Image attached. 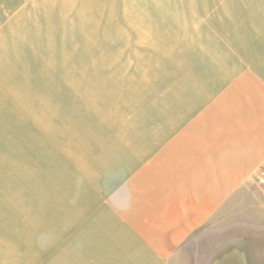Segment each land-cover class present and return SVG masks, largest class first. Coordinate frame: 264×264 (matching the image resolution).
Wrapping results in <instances>:
<instances>
[{
	"label": "rangeland",
	"instance_id": "374dc122",
	"mask_svg": "<svg viewBox=\"0 0 264 264\" xmlns=\"http://www.w3.org/2000/svg\"><path fill=\"white\" fill-rule=\"evenodd\" d=\"M259 73L264 0H0V264H145L197 117ZM261 179L171 264H264Z\"/></svg>",
	"mask_w": 264,
	"mask_h": 264
},
{
	"label": "crops",
	"instance_id": "0c3cea01",
	"mask_svg": "<svg viewBox=\"0 0 264 264\" xmlns=\"http://www.w3.org/2000/svg\"><path fill=\"white\" fill-rule=\"evenodd\" d=\"M261 75H251L259 80L257 89L247 92L243 89L242 98L214 100L212 107L206 104L201 111L203 117H197L200 124L209 123L211 129L203 125L201 130L188 136L192 142L189 154L195 155L189 157L196 172L193 207L158 228L150 240L155 245L148 250L149 259L145 264H171L183 248L190 250L197 232L221 214L264 167V79ZM235 251L248 264L245 249Z\"/></svg>",
	"mask_w": 264,
	"mask_h": 264
},
{
	"label": "bare ground",
	"instance_id": "6f19581e",
	"mask_svg": "<svg viewBox=\"0 0 264 264\" xmlns=\"http://www.w3.org/2000/svg\"><path fill=\"white\" fill-rule=\"evenodd\" d=\"M155 2H156V0H154ZM12 5V4H11ZM15 5V4H14ZM175 147V146H174ZM167 148H168V150H169V148H170V145L169 146H167Z\"/></svg>",
	"mask_w": 264,
	"mask_h": 264
},
{
	"label": "built area",
	"instance_id": "2783aa9c",
	"mask_svg": "<svg viewBox=\"0 0 264 264\" xmlns=\"http://www.w3.org/2000/svg\"><path fill=\"white\" fill-rule=\"evenodd\" d=\"M264 182V179H261V183H263Z\"/></svg>",
	"mask_w": 264,
	"mask_h": 264
}]
</instances>
